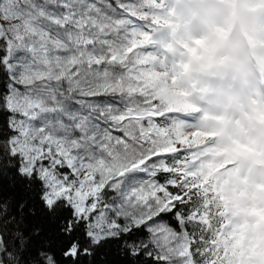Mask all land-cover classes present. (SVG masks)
<instances>
[{"label": "snow or ice", "instance_id": "snow-or-ice-1", "mask_svg": "<svg viewBox=\"0 0 264 264\" xmlns=\"http://www.w3.org/2000/svg\"><path fill=\"white\" fill-rule=\"evenodd\" d=\"M172 12L0 0V264H264L177 103Z\"/></svg>", "mask_w": 264, "mask_h": 264}, {"label": "rangeland", "instance_id": "rangeland-1", "mask_svg": "<svg viewBox=\"0 0 264 264\" xmlns=\"http://www.w3.org/2000/svg\"><path fill=\"white\" fill-rule=\"evenodd\" d=\"M164 26L177 103L199 139L228 211L264 227V0H174Z\"/></svg>", "mask_w": 264, "mask_h": 264}, {"label": "water", "instance_id": "water-1", "mask_svg": "<svg viewBox=\"0 0 264 264\" xmlns=\"http://www.w3.org/2000/svg\"><path fill=\"white\" fill-rule=\"evenodd\" d=\"M255 166H259V167H261L262 164L257 162V163H255Z\"/></svg>", "mask_w": 264, "mask_h": 264}, {"label": "trees", "instance_id": "trees-1", "mask_svg": "<svg viewBox=\"0 0 264 264\" xmlns=\"http://www.w3.org/2000/svg\"><path fill=\"white\" fill-rule=\"evenodd\" d=\"M220 195L223 197V195L220 193ZM224 198V197H223ZM222 203H225V199H223Z\"/></svg>", "mask_w": 264, "mask_h": 264}]
</instances>
